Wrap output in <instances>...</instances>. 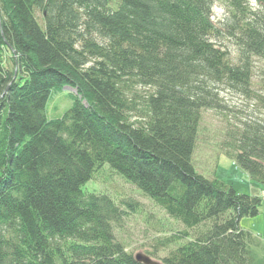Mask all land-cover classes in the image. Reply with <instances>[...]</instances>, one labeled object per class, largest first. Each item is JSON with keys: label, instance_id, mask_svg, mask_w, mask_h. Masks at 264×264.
Returning <instances> with one entry per match:
<instances>
[{"label": "trees", "instance_id": "1", "mask_svg": "<svg viewBox=\"0 0 264 264\" xmlns=\"http://www.w3.org/2000/svg\"><path fill=\"white\" fill-rule=\"evenodd\" d=\"M218 1L0 0V264H140L117 237L132 205L82 189L104 165L181 227L151 259L264 264L240 226L261 197L192 164L202 111L226 108L220 87L249 96L264 62V13L224 0L214 23ZM64 88L73 104L48 120ZM220 150L264 187L263 118L228 122Z\"/></svg>", "mask_w": 264, "mask_h": 264}, {"label": "rangeland", "instance_id": "2", "mask_svg": "<svg viewBox=\"0 0 264 264\" xmlns=\"http://www.w3.org/2000/svg\"><path fill=\"white\" fill-rule=\"evenodd\" d=\"M111 1L113 7L117 0ZM250 3L254 8H259L264 13L263 6L256 0H250ZM227 12V4L224 0L216 2L212 9L214 23L223 21ZM224 39H221L223 40L221 43L229 49L234 57L236 49L227 42L226 38ZM253 72V92L249 96L220 87L221 103L226 108L222 111H202L192 164L195 171L206 178H216L232 186L241 195L247 194L262 198L259 215L242 220L240 226L264 238V189H262L264 187L261 188L260 185L251 183L246 173L236 167L230 159L223 156L220 150L228 122L236 123L249 117L264 119V103L262 101L264 99V62L254 59ZM73 94H75L73 90L64 88L52 95L46 107L47 119H57L67 112L73 104L71 99ZM102 168L98 174L96 173L97 175H94V177L96 176L94 180L87 183L82 189L97 194L107 193L109 196L113 193L117 199L132 205L130 214L122 223L121 229L117 231L119 240L134 256L142 254L149 257L150 253L157 254L158 256L155 255V257L160 258L167 255L168 250L162 251L158 247L157 242L163 236H158L159 232L167 227L176 230H181V227L173 224L160 208L136 188L108 171L110 168L107 165ZM154 252L156 253L154 254ZM156 258L152 260L161 263Z\"/></svg>", "mask_w": 264, "mask_h": 264}, {"label": "water", "instance_id": "3", "mask_svg": "<svg viewBox=\"0 0 264 264\" xmlns=\"http://www.w3.org/2000/svg\"><path fill=\"white\" fill-rule=\"evenodd\" d=\"M134 259L137 263L140 264H161L142 254L135 255Z\"/></svg>", "mask_w": 264, "mask_h": 264}]
</instances>
